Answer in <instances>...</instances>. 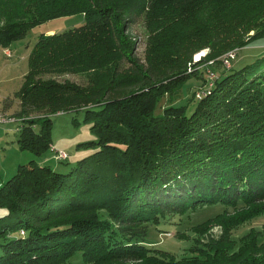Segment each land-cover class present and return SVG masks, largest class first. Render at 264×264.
I'll list each match as a JSON object with an SVG mask.
<instances>
[{"label": "trees", "instance_id": "1", "mask_svg": "<svg viewBox=\"0 0 264 264\" xmlns=\"http://www.w3.org/2000/svg\"><path fill=\"white\" fill-rule=\"evenodd\" d=\"M18 4L0 0L1 48L55 18L81 14L83 21L37 36L18 110L9 113L18 119L19 149L41 159L19 163L0 184V264H68L76 252L80 264H264L260 230L232 238L264 213V54L225 73L239 50L264 38V0ZM140 21L143 61L129 33ZM65 74L87 82L59 78ZM197 76L205 87L178 102ZM76 109L97 137L81 144L96 149L64 173L44 163L46 152L67 159L52 145L51 116ZM218 203L223 210L191 229L202 236L219 226V234L203 236L189 255L177 258L146 240L149 224Z\"/></svg>", "mask_w": 264, "mask_h": 264}, {"label": "rangeland", "instance_id": "2", "mask_svg": "<svg viewBox=\"0 0 264 264\" xmlns=\"http://www.w3.org/2000/svg\"><path fill=\"white\" fill-rule=\"evenodd\" d=\"M16 7H20L18 0H11ZM83 21V15L75 14L70 16H64L49 20L43 24H40L34 28H30L26 35L11 43L8 48L0 47V110L11 114H15L18 110L19 98L17 97V91L19 90L23 78L29 68V58L34 44L37 40V36L46 30L52 28L54 31L47 32L46 34H52L55 31H60L69 27L79 25ZM131 37L136 39L135 55L140 61L144 59L145 52V29L143 23L140 21L133 24L129 29ZM264 43V38L257 41V44ZM5 50H9L10 54L6 55ZM233 49L231 51H234ZM260 50H264V46L254 48L252 46L244 47L239 50L236 57L232 60V68L226 70L225 73L232 72L245 64H249L258 57L261 58L262 54H258ZM204 54L199 55L198 52L194 55V59H198L205 55L208 51L204 49ZM230 51V52H231ZM227 54V53H226ZM199 55V56H198ZM225 55V54H224ZM264 64V62H263ZM127 65V64H126ZM222 65V64H221ZM221 65H217L215 68L216 74L221 72L223 68ZM221 66V67H218ZM264 66V65H263ZM200 69H193L191 71H199ZM200 72V71H199ZM201 74V73H200ZM60 79H70L78 83H86L87 78L84 74H65L59 77ZM203 78L201 76L193 77L183 85L182 91L178 94L179 101L185 102L189 99L195 89L204 88ZM202 84V85H201ZM200 86V87H199ZM196 103V99L192 100L188 105V113L193 109ZM167 104V96L162 98L156 105L154 114L162 112V105ZM161 105V106H160ZM84 110L76 109L67 112H59L52 115V145L65 151L67 154L63 159H53L51 153L46 152L45 164H49L54 169L60 172H68L76 165V161L80 158L92 153L96 147L85 146L81 143L96 140V134L91 131V123L84 122ZM76 119L79 123L75 124L72 119ZM17 123H6L0 125V175H6L4 180L9 178L16 172L19 162L26 163L31 159L39 161L41 158L33 154L28 150H20L16 146V139L18 131H16ZM223 210L222 204L203 205L196 209H190L182 215H175L170 218V223L161 224L158 228L154 224H149L147 227L146 240L156 244V247L163 248L172 252L177 258L184 255H189V248L196 246L199 241L204 239L203 236L218 235L220 232L219 226H214L206 233L200 236L198 233L193 232L191 226L202 222L203 220L214 216L216 213ZM250 227H253L262 232L264 237V213L257 216L253 220L241 225L232 232V238L238 241L239 237L244 235ZM179 234H183L184 237L179 238ZM81 252H76L69 260L68 264H80Z\"/></svg>", "mask_w": 264, "mask_h": 264}, {"label": "built area", "instance_id": "3", "mask_svg": "<svg viewBox=\"0 0 264 264\" xmlns=\"http://www.w3.org/2000/svg\"><path fill=\"white\" fill-rule=\"evenodd\" d=\"M10 52L7 51L6 52V55H9ZM234 56V51H229L227 54L224 55V58L222 60L223 64L226 66V67H229L230 66V61L229 59L232 58ZM212 61H209L208 63H211ZM209 66V65H208ZM210 67V66H209ZM207 73H208V77L210 80H212L214 78V72L211 71L209 68L207 69ZM17 118L5 111H2L0 110V125L2 124H6V123H15L17 122ZM67 154L62 151V150H59L57 151V156L58 157H65Z\"/></svg>", "mask_w": 264, "mask_h": 264}, {"label": "crops", "instance_id": "4", "mask_svg": "<svg viewBox=\"0 0 264 264\" xmlns=\"http://www.w3.org/2000/svg\"><path fill=\"white\" fill-rule=\"evenodd\" d=\"M47 30V32H52V31H54L52 28H47L46 29ZM46 32V33H47ZM261 46H264V43H261V44H257V42H255L253 45H252V47H256V48H259V47H261ZM7 51H9V50H5V53L7 52ZM264 52V50H260L258 53H263ZM8 112V111H7ZM10 113V112H9ZM16 144V143H15ZM16 146H17V144H16ZM19 163H21V162H19ZM5 177H7V174L6 175H0V184L4 181V179H5Z\"/></svg>", "mask_w": 264, "mask_h": 264}, {"label": "bare ground", "instance_id": "5", "mask_svg": "<svg viewBox=\"0 0 264 264\" xmlns=\"http://www.w3.org/2000/svg\"><path fill=\"white\" fill-rule=\"evenodd\" d=\"M203 54H204V51L202 50V51L199 53V55H203ZM199 55H198V56H199Z\"/></svg>", "mask_w": 264, "mask_h": 264}]
</instances>
